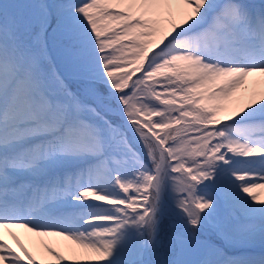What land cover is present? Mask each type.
Instances as JSON below:
<instances>
[{
    "label": "snow or ice",
    "instance_id": "6c2138e0",
    "mask_svg": "<svg viewBox=\"0 0 264 264\" xmlns=\"http://www.w3.org/2000/svg\"><path fill=\"white\" fill-rule=\"evenodd\" d=\"M257 190L264 0H0V264H264Z\"/></svg>",
    "mask_w": 264,
    "mask_h": 264
},
{
    "label": "bare ground",
    "instance_id": "6f19581e",
    "mask_svg": "<svg viewBox=\"0 0 264 264\" xmlns=\"http://www.w3.org/2000/svg\"><path fill=\"white\" fill-rule=\"evenodd\" d=\"M256 194L261 199H264V190H257ZM12 231L21 240V242H23L25 244V246L29 249V251L33 252V254L37 255V259H39L40 254H42V253L40 252L38 245H39V242L41 240H43L44 238L32 236V234L26 233L20 229H13ZM8 243L11 244L13 247H16L15 243L13 242V240L11 239L10 236L8 237ZM61 244H62L61 250H63V251H67L68 247H70V245L68 244L67 241L61 242ZM18 250L19 249H17V251ZM69 264H74V262H69Z\"/></svg>",
    "mask_w": 264,
    "mask_h": 264
},
{
    "label": "rangeland",
    "instance_id": "374dc122",
    "mask_svg": "<svg viewBox=\"0 0 264 264\" xmlns=\"http://www.w3.org/2000/svg\"><path fill=\"white\" fill-rule=\"evenodd\" d=\"M74 262V264H89V262L86 260V258H79L78 260L76 261H72Z\"/></svg>",
    "mask_w": 264,
    "mask_h": 264
}]
</instances>
